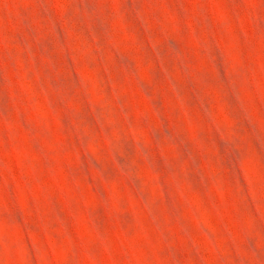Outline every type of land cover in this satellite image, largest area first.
Instances as JSON below:
<instances>
[{
  "label": "rangeland",
  "instance_id": "374dc122",
  "mask_svg": "<svg viewBox=\"0 0 264 264\" xmlns=\"http://www.w3.org/2000/svg\"><path fill=\"white\" fill-rule=\"evenodd\" d=\"M0 264H264V0H0Z\"/></svg>",
  "mask_w": 264,
  "mask_h": 264
}]
</instances>
